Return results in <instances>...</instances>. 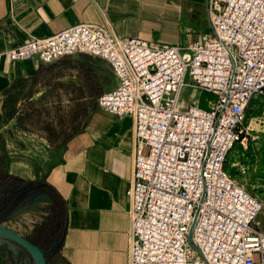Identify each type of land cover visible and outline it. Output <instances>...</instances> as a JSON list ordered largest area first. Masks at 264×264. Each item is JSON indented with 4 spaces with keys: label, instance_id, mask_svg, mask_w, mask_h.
<instances>
[{
    "label": "built area",
    "instance_id": "2783aa9c",
    "mask_svg": "<svg viewBox=\"0 0 264 264\" xmlns=\"http://www.w3.org/2000/svg\"><path fill=\"white\" fill-rule=\"evenodd\" d=\"M207 8L211 31L186 47L119 38L104 21L5 53L40 64L90 55L110 68L116 85L98 107L132 120L128 264H264L262 202L225 168L230 151L247 145L251 100L264 97V0ZM188 90L199 93L185 100ZM202 93L214 96L206 108Z\"/></svg>",
    "mask_w": 264,
    "mask_h": 264
},
{
    "label": "crops",
    "instance_id": "0c3cea01",
    "mask_svg": "<svg viewBox=\"0 0 264 264\" xmlns=\"http://www.w3.org/2000/svg\"><path fill=\"white\" fill-rule=\"evenodd\" d=\"M207 9V0H0V135L9 129L8 136L13 137L11 127L15 138L22 132L24 153L32 158L41 151L31 133L43 137L44 132L48 142L57 144L48 152L52 162L46 169L43 164L33 168L36 176L25 178L14 172L16 166L10 169L11 164L8 171L32 185L46 184L62 205V229L56 250L47 252L48 264H128L132 120L98 107V96L116 85L110 68L99 58L70 55L40 64L36 58L10 61L6 51L77 24L104 21L119 38L186 47L211 31ZM185 92L188 99L194 95ZM58 96L70 109V121L65 130L49 120L48 125L56 128L52 137L53 131L30 120L27 107L31 103L41 111L45 101L59 105ZM23 110L26 114L19 116ZM236 148L238 166L249 171L250 165L241 163L253 158L248 142L232 150ZM256 229L264 233V218L257 220ZM4 255L0 254L4 264H32L16 245L8 246Z\"/></svg>",
    "mask_w": 264,
    "mask_h": 264
},
{
    "label": "rangeland",
    "instance_id": "374dc122",
    "mask_svg": "<svg viewBox=\"0 0 264 264\" xmlns=\"http://www.w3.org/2000/svg\"><path fill=\"white\" fill-rule=\"evenodd\" d=\"M194 95H198V91H194ZM189 97L188 92L183 93V99L187 100ZM60 99L63 100L62 96H58L59 105H54L45 101L44 107L42 110H34L35 108L29 103L27 109V115L30 116L31 121H38L47 130H51L52 137H55L54 127H50L51 119L53 122L61 124V127L64 126L65 130L68 128L70 121L69 110L66 107L68 105L60 103ZM214 96L209 93H202L200 96L201 107L206 108V105L209 101H212ZM66 101V100H64ZM34 103V101H32ZM49 106V107H48ZM58 107V109H57ZM24 116L26 112L23 110L20 112L19 116ZM247 123L249 125V137H248V149L253 152V158L245 162V167L249 164V171L237 164L238 159H236V151L232 150L228 155L226 170H229V173L232 178H234L246 191L250 194L260 198L262 202V210L258 216L257 220L264 218V97H254L252 100V105L248 108L246 113ZM49 126V127H48ZM11 130L14 133L13 137H9V129L3 132V135L0 136V163L3 165L4 171L8 173L9 165L11 164L14 168V172L22 174L25 178H32L36 176L33 172L34 167H38L40 164H43V168L46 169L48 162L52 159L48 158V152L50 149H55L57 144H52L47 141L46 133H43V137L40 134H32L35 137L34 143L36 148L41 151L38 157L32 158L31 155H25V137L22 132L15 138V130L11 127ZM66 134V133H65ZM29 141L32 139V136H28ZM48 137V136H47ZM43 139L42 141L37 139ZM55 139V138H53ZM2 142V143H1ZM28 145L29 142H27ZM53 147V148H52ZM56 159H54L55 161ZM16 163V164H14ZM249 174V175H248ZM42 176V175H40ZM21 180H23L21 178ZM55 204V198L47 196L46 190L41 185H34V192L28 196V202L24 204L23 208L17 210L12 216H9L8 220L4 223V226L13 230H16L22 235L28 236L30 239H35L38 233L48 232L56 233L60 225L54 220L53 206ZM7 237L0 235V254L4 255L6 248L8 246H15L11 241L6 240ZM53 240L41 241L40 245L43 250L47 251L50 246L53 245ZM10 244V245H8ZM6 255V254H5ZM4 255V256H5ZM7 260V258H6ZM8 261V260H7Z\"/></svg>",
    "mask_w": 264,
    "mask_h": 264
},
{
    "label": "trees",
    "instance_id": "16d2710c",
    "mask_svg": "<svg viewBox=\"0 0 264 264\" xmlns=\"http://www.w3.org/2000/svg\"><path fill=\"white\" fill-rule=\"evenodd\" d=\"M43 187L48 197L53 196L52 190L46 184H44ZM33 192L34 185L14 175L8 174L4 171L3 165L0 163V223L7 221L14 211L24 206V204L28 202V196ZM53 213L54 220L60 227L54 234L51 233V231H40L38 233L39 239L36 240L35 244L38 245L39 242L44 240L49 241L50 239H56L57 235L60 234L63 224V208L59 201H55Z\"/></svg>",
    "mask_w": 264,
    "mask_h": 264
},
{
    "label": "water",
    "instance_id": "95a60500",
    "mask_svg": "<svg viewBox=\"0 0 264 264\" xmlns=\"http://www.w3.org/2000/svg\"><path fill=\"white\" fill-rule=\"evenodd\" d=\"M21 208H23V206ZM16 211H14L12 215ZM5 222L0 223V235L7 237L6 240L11 241L13 244L18 246L21 250H23L28 256V258L31 260L32 264H48L46 253L39 245L35 244L28 236L22 235L16 230L5 227L4 226ZM192 228H193V224H191L187 235V241L189 243L191 242ZM57 243L58 242L56 241L55 244L53 245L52 251L56 250ZM0 264H4L1 259H0Z\"/></svg>",
    "mask_w": 264,
    "mask_h": 264
},
{
    "label": "flooded vegetation",
    "instance_id": "af4514ba",
    "mask_svg": "<svg viewBox=\"0 0 264 264\" xmlns=\"http://www.w3.org/2000/svg\"><path fill=\"white\" fill-rule=\"evenodd\" d=\"M58 235H59V234H58ZM58 235H57V237H58ZM57 237H56V239H54V240H53V245L55 244L54 242H56V240H57ZM38 239H39V234H38V235L35 237V239H33V240L31 239V240H32V241L35 243V242H36V240H38ZM40 244H41V243L39 242V243H38V245L41 247V245H40ZM53 245H52V246H50V248H49V249H47V251H45V250H44V251L46 252V255H47V252H48V251H50V249L53 247ZM41 248H42V247H41ZM42 249H43V248H42Z\"/></svg>",
    "mask_w": 264,
    "mask_h": 264
},
{
    "label": "bare ground",
    "instance_id": "6f19581e",
    "mask_svg": "<svg viewBox=\"0 0 264 264\" xmlns=\"http://www.w3.org/2000/svg\"><path fill=\"white\" fill-rule=\"evenodd\" d=\"M1 236H3V235H1ZM5 237V236H4Z\"/></svg>",
    "mask_w": 264,
    "mask_h": 264
}]
</instances>
